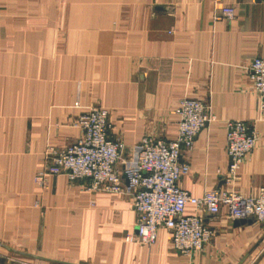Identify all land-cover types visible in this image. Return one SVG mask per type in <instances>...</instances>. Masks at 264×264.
I'll list each match as a JSON object with an SVG mask.
<instances>
[{
  "label": "crops",
  "instance_id": "crops-1",
  "mask_svg": "<svg viewBox=\"0 0 264 264\" xmlns=\"http://www.w3.org/2000/svg\"><path fill=\"white\" fill-rule=\"evenodd\" d=\"M227 6L232 21L222 17ZM256 58H264V0H0V264H264V225L236 227L226 209L186 205L213 237L182 255L166 229L152 247L128 240L139 218L130 195L91 193L64 175H47L45 188L37 181L50 172L51 149L81 138L80 116L109 111V135L126 145L125 171L144 138L176 137V110L193 99L211 105L214 119L183 150L190 172L181 188L195 198L257 196L264 113L249 74ZM233 121L249 123L257 141L231 174Z\"/></svg>",
  "mask_w": 264,
  "mask_h": 264
},
{
  "label": "built area",
  "instance_id": "built-area-1",
  "mask_svg": "<svg viewBox=\"0 0 264 264\" xmlns=\"http://www.w3.org/2000/svg\"><path fill=\"white\" fill-rule=\"evenodd\" d=\"M235 15L233 7L222 8L223 18L232 21ZM249 74L259 98L260 113H264V58L253 60ZM176 114L179 116L176 137L169 141L144 138L135 152V161L120 171L118 165L126 145L110 137L109 111L94 109L75 121L74 125L82 132L80 139L63 149L50 150V172L41 173L37 181L45 188L47 175H64L71 182H88L87 190L91 193L130 195L139 218L137 233L128 240L152 247L157 243L159 231L166 229L173 250L182 255L202 251L213 237V231L199 216L185 214L188 204L213 215L226 209L232 221L252 220L264 225V187L257 196L249 198L223 190L195 198L181 188V179L190 172V166L182 161L183 150L192 148L214 117L211 105L193 99L181 101ZM256 141V132L249 123L233 121L227 125L226 151L231 174L241 168ZM125 174L129 178L128 187Z\"/></svg>",
  "mask_w": 264,
  "mask_h": 264
},
{
  "label": "water",
  "instance_id": "water-1",
  "mask_svg": "<svg viewBox=\"0 0 264 264\" xmlns=\"http://www.w3.org/2000/svg\"><path fill=\"white\" fill-rule=\"evenodd\" d=\"M124 179L126 180V184L129 185V178L125 176ZM252 222H253L252 220H238V221H235L234 224L236 227H238V226L245 225V224H251Z\"/></svg>",
  "mask_w": 264,
  "mask_h": 264
},
{
  "label": "rangeland",
  "instance_id": "rangeland-1",
  "mask_svg": "<svg viewBox=\"0 0 264 264\" xmlns=\"http://www.w3.org/2000/svg\"><path fill=\"white\" fill-rule=\"evenodd\" d=\"M235 17H236V15H235ZM235 19V18H234Z\"/></svg>",
  "mask_w": 264,
  "mask_h": 264
}]
</instances>
